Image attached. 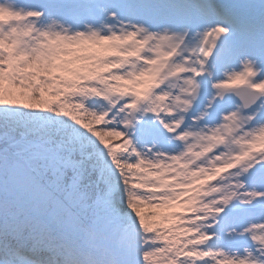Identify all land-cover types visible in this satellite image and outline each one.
Masks as SVG:
<instances>
[{"label": "snow or ice", "instance_id": "1", "mask_svg": "<svg viewBox=\"0 0 264 264\" xmlns=\"http://www.w3.org/2000/svg\"><path fill=\"white\" fill-rule=\"evenodd\" d=\"M0 264H264V0H0Z\"/></svg>", "mask_w": 264, "mask_h": 264}, {"label": "rangeland", "instance_id": "2", "mask_svg": "<svg viewBox=\"0 0 264 264\" xmlns=\"http://www.w3.org/2000/svg\"><path fill=\"white\" fill-rule=\"evenodd\" d=\"M143 212L145 213H148V212H156V211H159V210H156V209H152L148 206H145L144 208L141 209Z\"/></svg>", "mask_w": 264, "mask_h": 264}]
</instances>
